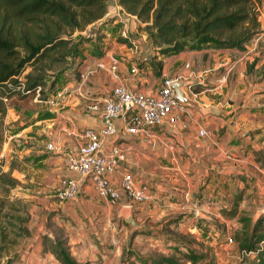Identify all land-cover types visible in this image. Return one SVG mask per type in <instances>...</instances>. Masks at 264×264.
Masks as SVG:
<instances>
[{"label": "crops", "instance_id": "obj_1", "mask_svg": "<svg viewBox=\"0 0 264 264\" xmlns=\"http://www.w3.org/2000/svg\"><path fill=\"white\" fill-rule=\"evenodd\" d=\"M257 4L259 32L243 50L210 46L159 55L144 24L116 0L100 20L77 31L89 40L80 46L81 65L75 72L68 70L61 86L63 108L48 122L50 135H11L17 150L31 155L43 173L39 202L43 213L48 211L42 213L20 264H59L38 240L49 230L44 226L48 216L57 222L64 218L76 261L124 264V250L144 256L162 247L168 219L189 213L217 215L236 193L242 195V206L263 201L264 0ZM164 77L191 80L185 90L205 111L186 105L174 120L169 116L160 126L134 135L123 134L118 119L116 135L103 139L106 148L116 145L126 157L114 176L132 173L136 184L150 194L148 200L110 204L84 181L78 196L59 201L50 188L70 174L66 153L81 145L85 127L101 125V113L85 108L86 97L107 95L118 84L154 93ZM50 142L54 150H47Z\"/></svg>", "mask_w": 264, "mask_h": 264}, {"label": "trees", "instance_id": "obj_2", "mask_svg": "<svg viewBox=\"0 0 264 264\" xmlns=\"http://www.w3.org/2000/svg\"><path fill=\"white\" fill-rule=\"evenodd\" d=\"M110 1L0 0V146L7 109L17 108L19 100L32 99L36 94L46 99L47 91L52 90L60 78H66L69 69L77 70L84 59L80 46L89 37L74 33L100 20L108 11ZM260 2L116 0L126 13L144 24L142 29L162 56L210 46L243 50L259 32L257 3ZM76 59H79L77 63ZM1 182L10 188L16 184L14 178L3 172H0ZM241 200V193L234 194L221 214L228 219L236 218L240 225L235 230L234 240L242 253L241 264H264V248L260 245L264 243V218L253 221L238 209ZM3 201L0 195V220ZM14 210L11 230L0 225V257L5 242L15 244L18 238L30 234L25 225L28 213L24 206ZM173 221L168 219L163 227ZM42 245L59 264H88L75 260L66 236L60 239L57 235L43 234ZM169 248L172 252L166 255L151 252L143 256L130 249L124 250L123 255L133 257L140 264H213L206 253L196 251L184 239L175 241Z\"/></svg>", "mask_w": 264, "mask_h": 264}, {"label": "rangeland", "instance_id": "obj_3", "mask_svg": "<svg viewBox=\"0 0 264 264\" xmlns=\"http://www.w3.org/2000/svg\"><path fill=\"white\" fill-rule=\"evenodd\" d=\"M76 34L77 32L74 33V35ZM66 81L67 76L66 78H60L57 85H54L52 90L49 89L47 91L46 99H40V95L36 94L32 99L19 100L17 108L10 107L6 111L3 139L0 146V172L7 173L8 176L14 178L16 184L15 187L10 188L9 185L0 183V195L4 200L0 225L10 231V221L15 220L12 218L13 213L16 212L14 209H17L18 206H24L25 211L28 213L25 225L29 228L30 234L28 237L18 238V242L15 244L5 242V246L2 248L0 264H20L22 262V256L26 252V245L32 238V233L35 232L34 229L40 223L41 216L48 212L46 210L43 213L42 204L39 202V198L43 195L38 192V182L43 180V173L38 171V164L34 163L31 155L17 150L19 146L11 138V135H21V133H25L24 135H50L46 131L49 129L48 122L52 121L51 119L62 111L63 102L59 91ZM56 187L54 189L53 187L50 188L51 192L53 191L54 193ZM261 208H264V199L257 205L247 202L245 206H242L241 200L238 209L245 212L255 221L259 217L264 218V211L260 212ZM199 215L200 217H193L189 213L185 214L184 218H182L183 215L171 218L174 221L163 227L164 242L162 247L152 252L170 254L172 250L169 246L174 245L175 241L179 239H184L196 251L206 253L207 259L212 260L213 264H241L242 253L238 250L237 243L234 240L235 230L240 226L236 218H225L221 214V209L217 215H207L206 218L203 217L202 213ZM10 216L11 219L9 218ZM187 218L190 220H187ZM59 219L57 222L56 220H51L48 216L44 226L49 230L44 234L48 235L51 233L52 237L57 235L60 239L65 238L66 231L62 223L64 218L60 216ZM42 236L40 235L38 240L42 241ZM260 245L264 248V243ZM245 255L248 257V254ZM122 262L124 264H140L133 257H128L126 254L122 257ZM202 263L199 262L197 264Z\"/></svg>", "mask_w": 264, "mask_h": 264}, {"label": "built area", "instance_id": "obj_4", "mask_svg": "<svg viewBox=\"0 0 264 264\" xmlns=\"http://www.w3.org/2000/svg\"><path fill=\"white\" fill-rule=\"evenodd\" d=\"M170 77H164L154 93H142L128 89L122 84L113 86L107 95L86 97L85 108L89 112H100V128L85 127L80 135L83 139L74 151L65 156L69 175L62 177L54 190L59 201H71L82 189L84 181H89L97 195L110 204L122 199L131 202L148 200L150 194L138 186L132 173L124 172L117 178L116 170L125 162L124 152L116 145L106 148L104 138H112L118 132L116 121H122V132L134 135L151 127L160 126L169 116L174 120L186 105L180 102L171 88ZM204 129L199 130L203 135ZM47 150H54L50 142ZM233 241V239H231Z\"/></svg>", "mask_w": 264, "mask_h": 264}, {"label": "water", "instance_id": "obj_5", "mask_svg": "<svg viewBox=\"0 0 264 264\" xmlns=\"http://www.w3.org/2000/svg\"><path fill=\"white\" fill-rule=\"evenodd\" d=\"M191 85V80H178L172 82L171 88L174 90L175 96L180 102L184 103L189 107H193L201 112H204V107L199 102L189 97L188 92L185 90L186 87Z\"/></svg>", "mask_w": 264, "mask_h": 264}]
</instances>
